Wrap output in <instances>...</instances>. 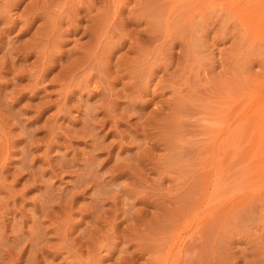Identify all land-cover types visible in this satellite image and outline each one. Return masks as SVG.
<instances>
[{
    "label": "rangeland",
    "instance_id": "1",
    "mask_svg": "<svg viewBox=\"0 0 264 264\" xmlns=\"http://www.w3.org/2000/svg\"><path fill=\"white\" fill-rule=\"evenodd\" d=\"M0 264H264V0H0Z\"/></svg>",
    "mask_w": 264,
    "mask_h": 264
}]
</instances>
